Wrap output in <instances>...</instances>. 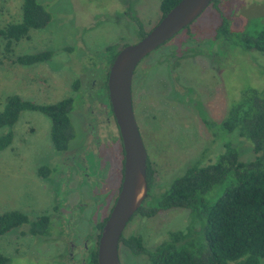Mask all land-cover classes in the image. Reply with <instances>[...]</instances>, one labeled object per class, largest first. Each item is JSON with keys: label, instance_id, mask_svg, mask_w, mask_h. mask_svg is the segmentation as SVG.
<instances>
[{"label": "rangeland", "instance_id": "374dc122", "mask_svg": "<svg viewBox=\"0 0 264 264\" xmlns=\"http://www.w3.org/2000/svg\"><path fill=\"white\" fill-rule=\"evenodd\" d=\"M21 1L0 0V27L20 20ZM38 1L51 13L48 25L31 30L29 38L13 45L8 57L0 53V110L12 93L37 103L72 96L70 118L75 136L64 155L51 143L48 116L24 110L14 123L11 144L0 150V214L9 210L23 211L32 218L47 214L51 229L48 236H34L22 225L0 235V251L10 258L7 264H69L70 242L82 243L90 225L108 214L110 202L78 210L77 205L90 199L91 192L83 188L73 163L94 150L91 130L102 128L112 136L116 132L113 121L108 128L103 122L107 119L101 87L109 68L106 46L138 40L137 22L131 15L141 22L140 32L151 29L161 17L160 0ZM217 7L229 19L230 28L244 29L250 20H264V0H218ZM219 20L218 11L208 6L186 32L143 58L133 74V110L152 170L153 194L191 163L213 160L223 151L226 137L240 159L255 155L237 132L225 137L222 131L208 128L198 110L201 106L213 121L220 122L241 89L264 85V52L244 51L225 37L216 38ZM2 46L0 40V52ZM42 49L52 51L45 62L21 65L10 61L18 54ZM166 52L177 56L174 66V59L170 62L172 72L160 62ZM75 80L77 88L73 87ZM44 164L51 169L47 177L38 174ZM189 221L187 209H167L150 218L136 216L123 234L141 231L146 244L153 246ZM120 255L123 264H143L141 258L126 260L123 246ZM74 261L82 264L77 254ZM83 264H88V257ZM258 264H264L263 257Z\"/></svg>", "mask_w": 264, "mask_h": 264}, {"label": "trees", "instance_id": "16d2710c", "mask_svg": "<svg viewBox=\"0 0 264 264\" xmlns=\"http://www.w3.org/2000/svg\"><path fill=\"white\" fill-rule=\"evenodd\" d=\"M178 1L160 0L161 17ZM217 1L213 0L209 5L220 16L215 37H225L244 51L264 52V20H250L251 23L244 29L230 28L229 19L218 10ZM50 20L51 13L38 0H22L20 20L0 27V40L3 43L0 53L8 57L15 43L29 38L31 30L44 28ZM136 21L139 23L137 18ZM190 25L181 31L186 32ZM146 32L141 31L140 37ZM122 46H106L108 67ZM51 56L52 51L42 49L9 59L21 65H32L45 62ZM108 69L101 85L106 91ZM77 85L78 80H75L73 87L77 88ZM103 97L111 109L107 94L103 93ZM73 101L74 98L68 96L52 103H37L16 93L7 95L0 110V129L3 128L0 150L11 144L12 127L20 113L36 110L50 119V140L54 149L66 151L75 136L70 118ZM198 110L208 128L222 131L225 137L237 132L248 142L254 157L250 160L240 159L239 151L231 140L224 138L223 151L213 160L205 164L200 161L191 163L154 195L149 208L145 205L138 208V212L144 216L167 209H187L190 213L188 224L169 231L167 237L152 249H147L137 234L128 237L121 235L120 243L128 244L134 254H146L148 264H258V259L264 258V85L262 88L246 86L241 89L239 96L228 104L220 122L213 121L201 106ZM50 173L51 169L46 164L39 167L41 177H47ZM146 179L150 187L152 170L148 160ZM104 220L105 217L99 224L100 229ZM22 225L27 226L26 233L34 236H45L51 229L47 214L34 218L20 210L0 214V235ZM9 260L0 251V264H7ZM88 264H98L96 247L88 254Z\"/></svg>", "mask_w": 264, "mask_h": 264}, {"label": "water", "instance_id": "95a60500", "mask_svg": "<svg viewBox=\"0 0 264 264\" xmlns=\"http://www.w3.org/2000/svg\"><path fill=\"white\" fill-rule=\"evenodd\" d=\"M212 1L179 0L142 37L122 46L109 66L106 80L108 99L123 144L124 167L119 195L100 233L98 264H121L120 237L148 192V156L132 103L134 71L143 58L191 24Z\"/></svg>", "mask_w": 264, "mask_h": 264}, {"label": "flooded vegetation", "instance_id": "af4514ba", "mask_svg": "<svg viewBox=\"0 0 264 264\" xmlns=\"http://www.w3.org/2000/svg\"><path fill=\"white\" fill-rule=\"evenodd\" d=\"M131 17L136 21V17L132 16ZM137 22V21H136ZM140 23V24H139ZM139 23L136 24V34L138 36V39L140 38L141 32L140 30L137 31V29L141 28V22L139 21ZM143 31V29H142ZM182 32V31H180ZM178 32V33H180ZM177 33V34H178ZM175 36V35H174ZM173 38V37H172ZM170 40V39H169ZM165 44V43H164ZM162 44V45H164ZM161 45V46H162ZM159 46L156 50H154L155 52H157L160 47ZM173 52H166L165 54H162V59L160 60V62H164L165 64H167V68L169 69L168 72H172L173 70L170 69L171 65L170 62L172 61L171 59H174L173 61V66L175 63V59L176 57L173 56L172 54ZM151 54V53H150ZM133 81V79H132ZM133 89V85L131 90ZM102 93H105V95L107 94L108 96V90L106 91L104 88H102ZM109 100V99H108ZM132 103H133V97H132ZM103 106L105 108V113H106V121L103 120V122L105 123L106 128H108L111 125V122L113 121L115 126V135L113 134V136L109 131H107V133H104V131L102 130V128L100 130L95 129V130H91L92 133H94V139H93V151H88L86 152V154L89 156L87 157V155L85 156H78L79 154V150L77 153L78 159H75V163H73V167L75 168V173L80 176H82V186L84 185L86 187V192L87 194L89 192H91V196L90 199L85 198L84 202H80L77 205L78 210L81 208H85V205H90V207L92 208H99L100 206L106 204V202H110V206L108 209V214L105 216V220L108 217L118 195L121 189V184H122V180H123V167H124V150H123V144H122V140L120 137V133L118 130V126L115 122V118L112 114V110L110 109L108 103L104 102ZM134 108V105H133ZM111 110V111H110ZM112 120H111V118ZM94 128V127H93ZM70 149H67L66 151H62L59 152L60 154H66ZM83 186V188H85ZM88 189V190H87ZM159 193V192H158ZM155 194H153L151 192V186H148V192L146 194V197L142 203V205H145L146 207L149 208L150 203L153 199ZM63 211V210H62ZM159 212V211H158ZM158 212H156L155 214H157ZM154 214V215H155ZM140 216L141 218H150L152 216H144L141 213L138 212V210L132 215V217L130 218V220L128 221L131 222L136 216ZM92 215H90V219H91ZM104 219V218H103ZM104 220V222H105ZM103 220L100 221H96L94 223L91 222V220H89V223H92L90 225V228L87 229V231L84 233L83 236V242L82 243H75L73 241L70 242V248L68 253L66 254V258H67V262L69 264H76V262L74 261V255L77 254L78 256H80V262L83 264L85 262V257H88V254L90 252V250H92L94 247L98 246V241H99V237H100V233L102 230V226L101 229L99 228V224L102 222ZM51 222V221H50ZM127 223V225H128ZM127 225L125 226L124 230L126 229ZM123 230V232H124ZM125 237H128L131 234H137L141 236L142 239V244L147 248V249H152L154 248L156 245H158L159 241L155 244H153V246L146 244L145 241V235L141 233V231L139 232H134V231H130L128 234H123ZM49 234L45 235L48 236ZM121 246H123V249H125V254L127 256L126 260L129 258H141L143 264H148V259H147V255L146 254H134L132 252V248L126 244V243H120L119 241V257H120V262L122 263V258L120 255V250H121ZM80 250V251H78ZM77 252V253H76ZM79 252V253H78ZM125 260V258H124Z\"/></svg>", "mask_w": 264, "mask_h": 264}]
</instances>
